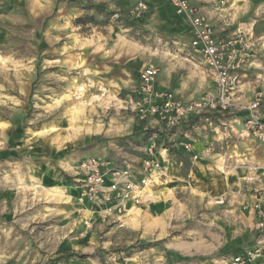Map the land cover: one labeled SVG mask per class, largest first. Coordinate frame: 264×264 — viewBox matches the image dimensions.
Returning a JSON list of instances; mask_svg holds the SVG:
<instances>
[{"label":"rangeland","instance_id":"374dc122","mask_svg":"<svg viewBox=\"0 0 264 264\" xmlns=\"http://www.w3.org/2000/svg\"><path fill=\"white\" fill-rule=\"evenodd\" d=\"M189 1L209 5L219 31L241 28L251 45L241 69L246 107L185 123L214 122L219 153L196 163L209 164L208 175L191 169L188 154L178 163V127L141 91L150 63L157 89L166 69L174 85L166 90L216 91L212 75L195 90L200 76L169 56L173 31L190 21L176 20L168 0L139 19L94 0H0V264H223L247 249L249 263L264 264V136L247 122L255 113L264 125V0ZM235 117L244 125L229 126ZM153 141L158 156L166 149L174 159L141 204L107 213L82 199L85 157L139 164Z\"/></svg>","mask_w":264,"mask_h":264},{"label":"built area","instance_id":"2783aa9c","mask_svg":"<svg viewBox=\"0 0 264 264\" xmlns=\"http://www.w3.org/2000/svg\"><path fill=\"white\" fill-rule=\"evenodd\" d=\"M130 14L142 18L149 10L148 0H135ZM177 14L190 21V45L195 55L210 70L215 92H205L201 96L183 100L171 90H158L155 86L159 68L148 64L141 74V91L145 100L151 102V110L168 126L179 127L183 123L207 113L227 110L234 106V97L241 82V69L251 48L241 28L225 33L227 27L219 31L210 21L202 7L189 0H168ZM156 101L153 103L152 101ZM261 100L259 94L249 104L254 111ZM256 134L264 136V125L255 113L247 120ZM188 148L189 145H186ZM144 157L139 164L125 157L119 160L105 159L89 155L78 164L81 179L82 199L104 205L107 213L127 211L138 206L148 195V186L165 174V158L162 150L157 154L156 142L146 145ZM253 178V177H252ZM259 227H264V212L259 210ZM258 252V251H257ZM255 259L252 250H245L223 260V264H248Z\"/></svg>","mask_w":264,"mask_h":264},{"label":"crops","instance_id":"0c3cea01","mask_svg":"<svg viewBox=\"0 0 264 264\" xmlns=\"http://www.w3.org/2000/svg\"><path fill=\"white\" fill-rule=\"evenodd\" d=\"M96 3L105 5L108 9H111L115 15H125L126 13H128L130 7H132V5L135 3V0H94ZM153 1L155 0H148V3L150 5V7L153 5ZM167 1V0H166ZM172 6V5H171ZM199 7H202L204 9V12L206 13V15L208 16V18L210 19V21L212 22V24H217L218 20H214L213 18V14L210 11V7L209 5H197ZM173 7V8H172ZM171 12H173V10L176 13V9L174 6H172ZM184 16L179 14L177 15L176 13V20H179V18L181 19V21H185V19L183 18ZM183 21V23H184ZM223 22L228 23L229 25V29H231V27L233 25L231 24H235L233 23V21H231L230 18L225 19ZM186 23V22H185ZM184 23V24H185ZM186 28L183 29L182 31H179V27H176L175 30L173 31V35L172 37L169 39V41H171V44L169 46H166L167 49H169V56L172 59H177L183 62H187L188 66L190 68V70L192 71V75L195 76H200V84L198 85L197 88H195V90H201L200 92H204L205 90L202 88V86H204V81L203 78H206V75L211 76V72L210 70L201 62V57L198 55H195V58H193L192 54H194L193 49L190 45V40H191V31H190V26H185ZM218 29V28H217ZM225 33H231V32H225ZM169 41H167V44H169ZM176 61V60H175ZM170 64H174V63H170ZM165 71V74H164ZM168 73H171V71L163 69V75H161L160 79L164 78L165 80L163 81H159L157 84L158 89L161 90H166V88H169L170 86H174V85H169V79L167 76ZM191 75V72H190ZM241 84L236 92V95L234 97V108L235 109H243V107H246V104L244 103L245 100V86H246V80H244L243 76L246 75L245 72H241ZM174 93L176 94V96L180 99L183 100H189V99H193L194 97H190L193 96V92H189V91H184L182 89L181 86H177L175 85L174 88ZM258 92V91H256ZM255 92V93H256ZM255 93H253L251 100H253V97L255 95ZM249 101H247V103H250ZM254 101V100H253ZM252 101V102H253ZM195 119V118H194ZM194 119H191L194 120ZM209 117H205V121L202 120H195L192 123L189 124H185L183 123L181 126L178 127V132L176 133L179 135V137H177V142H176V146L177 149L175 150V157L178 158V163L181 165L183 164V158L186 154H188V156H190L191 158V169L194 170L195 173H198L200 175H208L209 172L207 171L209 169V164H207L205 167H201L199 165H197V160H199L200 158L202 159H208L211 156L219 153V152H215L216 147L218 144H220V139L219 137H215L214 132V127H213V121L209 120ZM190 121V120H189ZM229 126H231L232 128L235 127V125H244L243 123V119L241 117H235L234 119L229 120ZM222 123H227L226 121H222ZM233 123V124H232ZM235 124V125H234ZM218 126H220L219 124H217ZM243 134V133H241ZM186 145H189V147L187 148ZM188 150H187V149ZM93 155V154H91ZM165 158V162H166V169L170 168V164L172 159H174L172 157V153H169V156L167 157V153H163L162 154ZM167 172H165L166 174ZM258 247V245L256 246ZM264 248V246H263ZM241 253V252H240ZM238 254V253H237ZM236 255V254H235ZM248 264H254V263H248Z\"/></svg>","mask_w":264,"mask_h":264},{"label":"bare ground","instance_id":"6f19581e","mask_svg":"<svg viewBox=\"0 0 264 264\" xmlns=\"http://www.w3.org/2000/svg\"><path fill=\"white\" fill-rule=\"evenodd\" d=\"M147 191L150 192V193H152V192H151V188L147 189ZM75 192H76V191H75ZM83 200H84V199H83ZM136 216H137V214H136ZM133 218H134V217H133Z\"/></svg>","mask_w":264,"mask_h":264},{"label":"trees","instance_id":"16d2710c","mask_svg":"<svg viewBox=\"0 0 264 264\" xmlns=\"http://www.w3.org/2000/svg\"><path fill=\"white\" fill-rule=\"evenodd\" d=\"M97 8H98V9H101V8H102V6H101V5H97Z\"/></svg>","mask_w":264,"mask_h":264}]
</instances>
